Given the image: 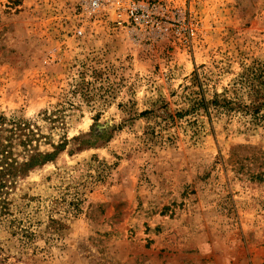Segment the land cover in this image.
Here are the masks:
<instances>
[{
    "label": "rangeland",
    "instance_id": "obj_1",
    "mask_svg": "<svg viewBox=\"0 0 264 264\" xmlns=\"http://www.w3.org/2000/svg\"><path fill=\"white\" fill-rule=\"evenodd\" d=\"M84 1L0 0V115L52 154L0 264H264V0H144L142 38ZM203 97L234 110L186 113Z\"/></svg>",
    "mask_w": 264,
    "mask_h": 264
},
{
    "label": "trees",
    "instance_id": "obj_2",
    "mask_svg": "<svg viewBox=\"0 0 264 264\" xmlns=\"http://www.w3.org/2000/svg\"><path fill=\"white\" fill-rule=\"evenodd\" d=\"M254 76L264 84V65L254 70ZM264 103L252 107L254 119L259 116ZM205 110L211 115V109L217 113L231 115L234 110L232 101L218 99L208 101L205 97L194 101L191 109L186 113ZM34 132L30 123L21 119L6 118L0 115V223L10 221L12 215V202L9 198L11 189L18 178L27 175L28 171L36 164L49 160L52 154H45L33 146ZM22 158V160L20 159Z\"/></svg>",
    "mask_w": 264,
    "mask_h": 264
},
{
    "label": "built area",
    "instance_id": "obj_3",
    "mask_svg": "<svg viewBox=\"0 0 264 264\" xmlns=\"http://www.w3.org/2000/svg\"><path fill=\"white\" fill-rule=\"evenodd\" d=\"M108 3L115 7L119 27L127 28L137 38H142L143 28L157 32L165 27L164 12L161 8L144 0H87L81 3L82 11L92 18L98 17L105 11ZM76 33L78 36H84L85 30L80 27Z\"/></svg>",
    "mask_w": 264,
    "mask_h": 264
}]
</instances>
